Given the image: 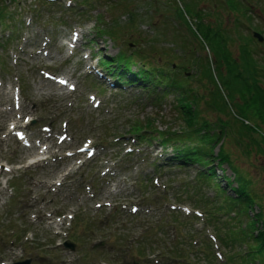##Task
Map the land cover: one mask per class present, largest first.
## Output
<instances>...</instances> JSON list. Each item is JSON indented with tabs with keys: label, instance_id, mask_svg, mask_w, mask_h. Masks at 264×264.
<instances>
[{
	"label": "rangeland",
	"instance_id": "1",
	"mask_svg": "<svg viewBox=\"0 0 264 264\" xmlns=\"http://www.w3.org/2000/svg\"><path fill=\"white\" fill-rule=\"evenodd\" d=\"M0 1L11 10L15 7L19 21V33L9 30L8 25L15 24L11 18H6L7 26L4 20L0 22V264L25 257H31V264H148L149 259V264H156L153 258L160 264H178L159 249H146V256L139 259L132 248L150 229H154L152 235L162 234L161 247L178 238L186 241L192 232L201 241L200 228L207 233L213 231V223L185 217L186 209L196 207L182 189L192 181L198 166L181 170L165 167L149 177L146 173L151 172L155 153L161 152L160 144L143 143L127 155L124 149L130 143L128 139L116 140L135 118L153 117L158 129L182 127L174 96L171 93L153 102L151 95L137 87L119 90L111 84L106 86L102 83L104 70L98 64L100 56L109 58L119 48L130 51L134 45H128V40L141 39V49L154 55L170 54L186 66L189 75L196 73L192 64L196 41L173 14L175 2ZM195 1L207 10L206 18L211 23L222 21L233 37L240 38L238 31L252 36V30H258L251 28L255 25L264 28V0H249L253 12L250 29L233 22L235 14L223 0ZM128 8L137 15L133 31L128 28ZM11 10L4 8L3 15H13ZM236 25H240L238 29ZM111 26L123 33L117 43L94 33L97 27ZM258 31L264 36V30ZM253 39L252 49L264 50V40ZM235 42L230 41L234 53ZM199 54L212 58L207 48ZM216 80L225 89L224 99L232 106L231 111L234 107L246 116L245 122L256 128L253 135L264 132V125L254 120L252 110L241 102V92L230 91L223 75ZM199 107L203 116L215 119L218 115L204 101ZM236 118L228 115L230 125L235 127L228 129L223 145L232 163L252 179L251 190L260 201L264 220V150L251 134L237 131ZM83 146L86 149L79 150ZM171 154L168 147L167 153L159 157ZM223 166L225 174L234 177L232 170ZM155 175L158 182L153 180ZM147 177L149 185L139 183ZM204 192L212 196L215 190L205 188ZM150 199L154 205L148 203ZM171 204H179L180 210L171 209ZM134 207L138 209L135 215ZM169 216L180 217L182 228L175 229ZM67 238L75 241L74 250L63 246Z\"/></svg>",
	"mask_w": 264,
	"mask_h": 264
},
{
	"label": "trees",
	"instance_id": "2",
	"mask_svg": "<svg viewBox=\"0 0 264 264\" xmlns=\"http://www.w3.org/2000/svg\"><path fill=\"white\" fill-rule=\"evenodd\" d=\"M179 1L178 5L176 0H173L175 3L172 4V8L175 9L172 11L178 17V22L184 25L196 41L197 46L192 60L193 66L197 69L196 73L189 75L186 66L178 63L170 54L154 55L141 49L142 45L139 44L142 42L141 39L128 40V45H134L130 51L119 48L114 57L102 56L99 58V63L114 80L118 89L125 85L137 87L141 91H146L147 96L151 95L153 102H158L161 97L172 93L174 106L183 121L182 127L158 129L153 123V117L144 120L135 118L128 122V129L125 132L129 135L119 134L116 139L121 141L128 135V139H132L134 145L143 143L154 145L157 142L164 149L171 146L170 157L154 158L151 161L152 170L155 172H162L165 167L171 170L177 167L175 170H181L185 166L197 164L199 167L196 168L192 181L182 190L184 196L200 210L203 223L204 221L213 223L214 227L210 234L201 228L198 229L201 241H198L195 238L198 235L192 232L186 241L178 238L166 247L160 245L164 242L162 234L152 235L151 232L154 229H150L144 236V240L132 248V254L141 259L146 256V249L149 251L159 249L162 255L176 259L178 264H264L263 209L251 190L252 179L245 171L232 163L230 152L223 145L228 129L235 127L230 125L229 114L239 118H236L237 131L244 135L251 134L252 140L260 148L263 147V150L264 132L253 135L254 132L256 133V128L249 125V122L246 123L243 120L246 116L233 110L234 107L231 111L232 106H229L224 99L225 89H222L216 80L223 75V82L230 91L241 92L243 99L241 102L244 107L251 109L254 120L264 125V50L259 52L252 49L251 41L254 37L250 36V33L247 36L238 31L240 38H236L222 25V21L211 23L206 18L207 10L198 7L195 0ZM223 2L228 10L234 12L236 21L233 22L242 23L244 27L250 29L253 13L250 9V1L223 0ZM129 9L126 11L131 20L128 28L133 31L137 15L134 10ZM238 26L240 25H236L237 29ZM251 28L264 30L263 26L259 27V25ZM132 31L131 35H133ZM95 32L100 36L106 34L116 43L123 34L114 26L108 29L97 27ZM232 39L236 41V53L230 48ZM204 42H208L209 46L207 47ZM205 48L212 53V58L200 56V50ZM200 101H204L208 109L212 108L218 113L215 119L200 114ZM224 110L227 111L226 114ZM222 115L226 116V119H222ZM126 154H131V151ZM223 164H226L234 174L237 185H231V188L235 191V195H229L215 175L217 166ZM227 180L229 184L232 183L229 178ZM139 183L149 185L150 179L141 178ZM205 188H213L215 193L212 196L207 195L204 192ZM151 200L148 203L151 202L154 205L155 203ZM255 207L259 210L255 211ZM250 211H254L253 214ZM201 215L190 213L185 217H192L190 221H194ZM169 219L170 223L173 222L175 229L182 228L183 221L180 217L169 216ZM73 234L74 240L77 241L76 234ZM152 260L160 264L157 258ZM149 261H147L148 264Z\"/></svg>",
	"mask_w": 264,
	"mask_h": 264
},
{
	"label": "water",
	"instance_id": "3",
	"mask_svg": "<svg viewBox=\"0 0 264 264\" xmlns=\"http://www.w3.org/2000/svg\"><path fill=\"white\" fill-rule=\"evenodd\" d=\"M253 35L255 37H257V39L259 41H263V35L257 31H253ZM65 245L66 246H69L71 249L74 248V244L70 241H65ZM31 262V259L30 258H26V259H23V260H20V261H16V262H13V263H10V264H30Z\"/></svg>",
	"mask_w": 264,
	"mask_h": 264
}]
</instances>
